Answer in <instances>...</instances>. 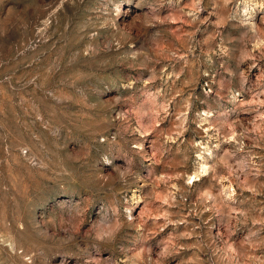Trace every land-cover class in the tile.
Instances as JSON below:
<instances>
[{
    "label": "rangeland",
    "instance_id": "374dc122",
    "mask_svg": "<svg viewBox=\"0 0 264 264\" xmlns=\"http://www.w3.org/2000/svg\"><path fill=\"white\" fill-rule=\"evenodd\" d=\"M0 264H264V0H0Z\"/></svg>",
    "mask_w": 264,
    "mask_h": 264
}]
</instances>
